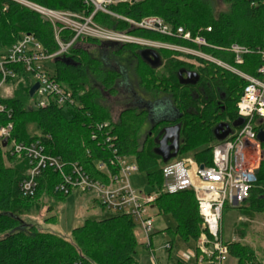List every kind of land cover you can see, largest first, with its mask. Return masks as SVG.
Listing matches in <instances>:
<instances>
[{"label": "trees", "instance_id": "16d2710c", "mask_svg": "<svg viewBox=\"0 0 264 264\" xmlns=\"http://www.w3.org/2000/svg\"><path fill=\"white\" fill-rule=\"evenodd\" d=\"M42 9L73 12L89 17L93 9L82 0H22ZM229 11L215 16L206 0H140L133 4L122 3L111 6L114 13L133 21L148 16L162 18L177 29L183 27L194 37L202 36L208 47L197 48L178 37H165L140 29H130L128 23L98 13L94 17L97 25L161 44H169L202 52L226 66L249 77L260 78L258 69L264 65L259 50H264V0H223ZM211 32H206L207 28ZM23 34L34 36L48 54L60 50V43L68 44L74 33L60 24H52L36 11L16 0H0V51L17 43ZM59 42H58V40ZM66 54L49 62L54 65L56 82L72 94L79 106L58 107L55 103L44 108H30L32 78H24L21 67H14L21 80L9 81L16 84L14 97L1 98L11 115L0 114V128L11 122L16 141L30 144L40 141L46 153L62 159L65 163H79L94 178L99 174L94 161L109 155L108 146L98 145L92 140L96 126L105 122L111 125V134L119 153L133 158L153 193L160 194L154 202L159 214L169 213L176 221V234L185 241H197L201 233L202 218L198 202L192 190L175 194L161 193L163 186L162 168L174 161L163 162L156 149L159 142L148 137L142 143L140 134L148 115L134 109L124 110L117 122H112L108 110L99 102V93L92 78L99 80L102 88L117 94L116 83L121 75L117 71L103 70L102 62L93 58L79 44L99 45V41L80 38ZM232 44L250 49L253 53L244 56L243 64H236L229 52ZM118 47L117 54L129 51L139 58L137 75L140 87L149 93L165 94L170 97L175 118L162 119L156 125L155 135L162 138V131L179 126V150L177 160L192 157L198 164L212 165L213 147L219 142L215 129L220 124L238 127L237 102L247 82L226 68L202 58L183 55L176 51L159 49L162 64L153 68L139 55L138 45L104 46ZM114 45V46H112ZM182 70L198 76L195 85L180 83ZM35 125L39 135L32 137L28 128ZM264 131V122L258 127ZM101 135V134H100ZM264 149V144H262ZM30 166L25 158L12 156L0 143V264H138L136 260L138 241L135 224L127 215H111L102 220H86L84 225L72 231L71 239L39 232L26 224L21 215L31 201L43 192L66 200L68 196L55 193L61 179L51 169L38 179L34 197H26L20 184L27 178ZM256 212H264V160L257 173V181L250 191L249 200ZM246 201V202H247ZM172 245L176 234L167 230ZM229 252L238 264H259L249 247L239 242L231 243ZM172 252V251H171ZM171 255V254H170Z\"/></svg>", "mask_w": 264, "mask_h": 264}, {"label": "built area", "instance_id": "2783aa9c", "mask_svg": "<svg viewBox=\"0 0 264 264\" xmlns=\"http://www.w3.org/2000/svg\"><path fill=\"white\" fill-rule=\"evenodd\" d=\"M36 11L52 24H60L64 29L74 33V38L68 43H60V50L48 54L37 39L30 34H23L21 39L0 51V99L1 91L9 81L21 80L14 67H21L24 78H32L34 84L39 83V89L33 97L34 108H44L55 103L59 108L64 106H79L72 94L56 82L54 75L46 68V64L56 57H61L77 43L80 38H88L102 44L138 45L143 49H167L183 55H190L214 62L231 70L247 84L237 102V114L243 124L237 131L213 147L212 165L204 166L192 159L174 160L162 168L163 186L161 193L175 194L192 190L198 202L199 215L202 218L201 233L195 246L187 253H179L177 264H238L231 257L229 244H225L221 236V224L226 205L242 206L250 196V191L257 181V173L264 160V149L258 140V127L264 122V65L260 66V78H253L226 66L220 61L204 55L200 51L177 47L169 44L139 39L127 32L107 29L97 25L94 17L98 13L113 17L129 24L130 29H140L157 33L165 37H178L195 45L197 48L208 47L202 36L194 37L183 27L174 29L162 18L148 16L140 21H133L110 10L111 6L122 3L133 4L140 0H82L84 5L93 9L92 14L82 16L73 12H58L42 9L22 0H16ZM54 15H60L63 22L52 21ZM207 28L206 32H211ZM229 52L236 64H243L244 56L253 52L238 44H232ZM264 60V50H259ZM11 115V110L0 101V114ZM92 133V140L98 145L108 146L109 155L94 161V169L99 178L92 177L79 163H65L59 157L46 153L45 146L40 141L30 144L20 143L12 138L14 125L9 122L0 128V142L7 140L6 150L12 156L23 157L29 163L27 178L20 184V191L26 197H34L37 179L51 169L58 174L61 181L55 187V193L70 196L73 192L89 194L99 203L103 210L112 215H127L135 225L142 228L147 236V248L150 251L153 264H161L155 257L152 244L154 231V202L160 194H148L144 189L134 187L132 177L139 173L133 158L121 155L115 145V137L111 134L108 122L97 125ZM101 134V135H100ZM174 245L166 242L163 250L171 254Z\"/></svg>", "mask_w": 264, "mask_h": 264}, {"label": "rangeland", "instance_id": "374dc122", "mask_svg": "<svg viewBox=\"0 0 264 264\" xmlns=\"http://www.w3.org/2000/svg\"><path fill=\"white\" fill-rule=\"evenodd\" d=\"M206 1L210 2L215 16L229 11L228 5L223 0ZM60 17V15H54L51 20L63 22ZM78 47L84 48L93 58L99 59L102 62L104 71L116 70L121 75L116 95L104 92L100 81L94 77L92 78V84L99 93V102L108 110L112 122H117L122 111L128 107L133 90L138 92H136L138 97L144 96L152 100L157 98L165 100L168 98L165 94L145 93L144 90L143 92L139 88L140 79L136 72L139 58L136 54L125 51L122 55H118V47H108L107 45L104 46V44L89 45L82 43ZM45 66L54 75V65L48 63ZM16 90L17 85L15 83L13 85L7 84L3 87L1 96L2 98L14 97ZM33 103V101H30V108H33ZM170 110L174 112L172 108ZM165 115H168V117L172 116L170 111L167 112L163 109H155L153 113L156 118H163ZM28 131L32 137L39 135L35 125H30ZM149 131L150 125L148 126L146 122L140 134L141 143ZM4 149L7 153L8 150ZM177 159L174 158V160ZM186 159L194 160L192 157H187ZM132 182L134 187L139 190L144 189L147 184L145 176L140 172L132 177ZM111 215L108 211L103 210L92 195L73 192L63 201L45 191L31 201V205L23 212L21 218L26 224L34 225L39 232L54 234L70 240L72 231L84 225L86 220H102ZM152 215L155 216L154 231L152 233L155 257L161 264H177L179 262V259H177L179 253H187L192 250L195 242L193 240L185 241L180 235L176 234L177 223L171 214L164 212L159 214L155 207ZM167 230L176 234L174 248L170 256L167 251L163 250L164 244L171 240ZM135 235L138 241L136 254L138 264H153L150 251L147 248V236L138 225L135 226ZM221 236L225 244L239 242L242 245H246L255 254L256 263L264 264V212H256L250 202L247 201L240 207L226 205L221 224ZM231 263L235 264L233 261ZM186 264H193V262Z\"/></svg>", "mask_w": 264, "mask_h": 264}, {"label": "water", "instance_id": "95a60500", "mask_svg": "<svg viewBox=\"0 0 264 264\" xmlns=\"http://www.w3.org/2000/svg\"><path fill=\"white\" fill-rule=\"evenodd\" d=\"M139 55L146 63H148L153 68H158L162 64L161 57L156 50L144 49L140 51ZM179 78H180V83L185 84V85L195 83L196 81L193 82L192 78H195L196 80H198V76L195 73H189L187 79H184L182 71L179 73ZM38 89H39V83H35L30 89V97H34ZM242 124H243V121L239 120L235 126L239 127ZM179 132H180V127L174 126L172 128L164 129L161 133L162 140L160 141L159 147L156 149V152L158 155L162 157V160L165 163L169 162L170 160L174 159L177 156V152L179 150V143H180ZM231 132L232 130L230 127H228L225 124H220L215 129V136L219 141H221V140L226 139L231 134ZM172 139L173 141L172 143H170ZM258 140L262 144H264V131L263 130L259 131ZM6 144H7V140H4L2 142V147L6 148ZM201 168L203 169L204 166L201 165ZM145 192L148 194H151L152 189L150 187H146Z\"/></svg>", "mask_w": 264, "mask_h": 264}, {"label": "flooded vegetation", "instance_id": "af4514ba", "mask_svg": "<svg viewBox=\"0 0 264 264\" xmlns=\"http://www.w3.org/2000/svg\"><path fill=\"white\" fill-rule=\"evenodd\" d=\"M112 46H114V45H112ZM129 53H131V52H129ZM182 72H183V78L184 79H187L189 73H194V72H191V71H188V70H182ZM120 80H121V77H120V79L116 83V89L117 90H118V84H119V81ZM192 81L193 82L196 81V82L195 83H191L189 85H195L198 82V80H196L195 78H192ZM138 86H139V88H141L139 84H138ZM103 91L104 92H107V93H109L111 95L110 92L105 91L104 89H103ZM142 91H143V89H142ZM136 92L137 91H135V90L132 91L131 101L129 102L128 107L126 109H124V110L134 109V110H137L138 112H146L147 115H148V118L146 119L144 125L147 122V125L148 126L150 125V131L147 133V135L145 136V138H144L143 141H145L146 139H148V137H151L152 139H155L156 142H159L160 143V141L162 140V138H160L158 140V138L155 135L156 128H159V125H156V123H158L162 119H170V120H173L175 118V111L172 112V110H170L171 108L174 110L173 105H172V101H171L170 97H168L165 100H159L158 98L157 99L155 98L156 100H154V99L152 100V99L145 98L144 96L138 97V94H137L138 92L137 93ZM145 93H146V91H145ZM154 96H156V95H154ZM155 109H163V110H166L167 112L170 111L172 116L171 117H168V115H165V117H163V118H156V117L153 116V113H154V110ZM172 127H174V126H172ZM172 127H169V128H172ZM143 128H144V126H143ZM172 141H173V139L170 141V143H172Z\"/></svg>", "mask_w": 264, "mask_h": 264}, {"label": "crops", "instance_id": "0c3cea01", "mask_svg": "<svg viewBox=\"0 0 264 264\" xmlns=\"http://www.w3.org/2000/svg\"><path fill=\"white\" fill-rule=\"evenodd\" d=\"M153 50H155V49H153ZM156 51H158V50H156ZM144 188H146V187H144ZM152 239H153V236H152Z\"/></svg>", "mask_w": 264, "mask_h": 264}]
</instances>
